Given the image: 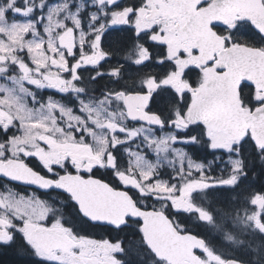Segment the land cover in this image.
Here are the masks:
<instances>
[{
  "label": "rangeland",
  "instance_id": "obj_1",
  "mask_svg": "<svg viewBox=\"0 0 264 264\" xmlns=\"http://www.w3.org/2000/svg\"><path fill=\"white\" fill-rule=\"evenodd\" d=\"M83 2L45 0L41 8L36 0H3L0 3V128L7 133L6 139L0 141V156L32 157L40 165L64 169L65 162H81L83 154L103 159L110 142L125 143L123 183L141 195L156 196L163 206L176 199L178 206L184 207V212L207 223L221 240L208 249V253L211 252L207 258L209 264H223L227 257L239 251L247 255L251 250L253 261L264 264V252H259L264 242L255 235L258 234L256 217L263 219L264 216V191H253L251 180L254 176L244 170L240 146L245 135L232 136L218 121L212 122L213 125L202 122L199 138L177 135L186 131L185 121L186 124L192 123L186 117L202 98L211 76L222 72V58L228 53L250 48L235 38L247 33L248 23L237 16L222 25L226 34L219 37L217 49L212 51L200 31L187 26L192 31L187 40L181 27L177 28L179 21L177 18L175 21L174 14L159 12L160 4H169L168 0H138L133 5L135 13L131 20L125 15L126 6L119 10L115 7L117 0H91L87 9ZM15 3L23 8H12L18 14L19 23H14V18L6 14ZM110 9L112 11H108ZM39 15L40 29L37 24ZM118 15H125L124 25L134 26L138 36L149 31L150 40L166 47L165 57L156 61L170 62L173 69L164 72L162 78L155 74L142 78L141 84L145 89L156 84L170 87L177 100L185 101L182 107L187 106L186 109L180 111L176 105L168 112V117L174 120L172 129L156 132L145 125L128 126L120 107V96L82 90V82L96 79L98 73L86 69L83 71L86 74L81 77L79 72L85 68L97 69L107 60L108 55L98 41L107 27L117 25ZM193 39H198L196 45ZM143 46L137 43L129 54L132 56L130 60L138 67L145 66L151 59ZM193 53L195 55L191 56ZM193 67L202 72V81L195 89L184 80V72ZM110 74L117 76L115 72ZM136 82L139 83L138 78ZM37 89L58 91L59 100L47 96L33 104L29 98ZM62 95L73 99L75 106L69 105ZM186 143L216 151V160L210 159L206 163L193 160L185 152L183 144ZM258 160L260 163V153ZM213 167L215 176L208 172ZM248 167L251 169L250 165ZM166 168L178 177L173 178L176 184L168 183ZM213 177L219 185L235 187L239 191L236 200L225 205L214 203L207 188L210 181H215ZM259 199H263L261 206L257 203ZM52 210L51 202L33 190L23 192L12 187L9 191H1L0 244L10 241L13 229L20 231L29 241L28 235L35 227L46 223L54 228L66 227L60 218L45 221ZM28 243L39 257L82 264L71 255L78 251L75 247L64 246L47 255L33 242ZM130 249L136 254L139 252L133 246ZM115 251L127 256L121 247ZM109 252L112 255L113 251ZM115 264H120L119 260Z\"/></svg>",
  "mask_w": 264,
  "mask_h": 264
},
{
  "label": "water",
  "instance_id": "obj_2",
  "mask_svg": "<svg viewBox=\"0 0 264 264\" xmlns=\"http://www.w3.org/2000/svg\"><path fill=\"white\" fill-rule=\"evenodd\" d=\"M237 16L264 38L261 0H213L199 15L196 30L200 31L207 46L216 51L219 37L213 26L225 25ZM123 20L120 19L119 23L122 24ZM220 67L222 72L211 76L202 98L193 106L187 119L192 123L218 121L234 137L249 131L253 143L264 150V51L250 47L228 53L222 58ZM239 83L253 86L258 100L263 103L253 109L243 107L238 93ZM122 96L131 121L162 126L160 116L147 111L149 93ZM0 178L40 192L54 190L64 193L76 205L78 213L91 223L119 228L128 219L139 221L146 246L157 259L167 264L201 262L194 250L204 251L203 239L178 232L163 211L140 208L126 191L113 189L104 181L71 173L57 178L45 177L18 158L0 159ZM57 233L60 232L35 228L29 233V239L44 253H50L59 249L62 242ZM224 264L246 263L230 258Z\"/></svg>",
  "mask_w": 264,
  "mask_h": 264
},
{
  "label": "flooded vegetation",
  "instance_id": "obj_3",
  "mask_svg": "<svg viewBox=\"0 0 264 264\" xmlns=\"http://www.w3.org/2000/svg\"><path fill=\"white\" fill-rule=\"evenodd\" d=\"M2 1L3 0H0V3ZM13 1H15V0H13ZM44 1L45 0H36V3L41 8V7H43V2ZM70 1L74 2L75 0H70ZM117 1H118L117 5L115 7L119 10V9H123V7L126 6L125 8H127V9H126L125 15H127V16L129 15V19L131 20L132 16L135 13V10L133 9L134 6L129 4V3L137 2L138 0H117ZM168 1H169V4H167V3H165V5L164 4H160L159 12L161 13V11H162V12H164L165 15L166 14H174L175 21H176V18L179 21V23H177V28L181 27V31H182V33L184 35V38L189 40V35H190V33L192 31H190L187 26H189L191 29L197 31L196 27L198 26V17H199V15L201 14V12L213 0H168ZM89 2H91V0H84V2H83V5H84V7L86 9H87V6H88ZM165 2H167V1H165ZM262 2L264 4V1H262ZM17 6L22 8L21 5H18L17 3H15V4H12V6H10L6 10V14L9 15V16H12L14 18V23H19L17 21L19 19L18 18V14H16L14 9H12L13 7H17ZM22 10H23V8H22ZM22 10H21V14H22ZM41 11L43 12V10H41ZM108 11H112V9H110ZM120 14H122V13H120ZM125 15H118L117 16V20H116L117 25L115 27H110V28L107 27V29H105L101 33L102 36L100 37L98 43H99L101 49L104 50V52H106L105 46H107V45L109 46V44H108V39H109V35H110L109 32L117 30L118 33H120V32H123V29L126 27L124 25V23L126 21L125 20ZM40 17L41 16L39 15V17L37 19V24H39L38 25L39 29L41 28ZM122 18L124 20H123V23L120 24L119 20L122 19ZM32 19L34 20V18H32ZM128 27H133L134 28V26H132V25H129ZM214 29H216V27H214ZM141 36H143V37L146 36L150 40L149 31L143 33ZM193 42L196 45L198 43V39H196V41L193 39ZM144 50H145V47H144ZM23 52H26V50H23ZM145 52H146V50H145ZM100 54L101 53H99V55ZM147 55L149 56L148 53H147ZM193 55H195V54L194 53L191 54V56H193ZM95 64H97V60L95 61ZM105 75H107V74H105ZM141 91H143L144 93L148 92L151 95L147 111L151 112V113L158 114L160 116V118L162 119V121H163L162 126H158V125L149 126L146 123L133 122V121H131L128 118V116L126 114L125 107L123 105V96H122V94L140 93ZM141 91H134V90L125 91V90H120V89L117 90L116 89V90H107V91H104V93L107 94V95H110V96H116V97L120 96V98H121L120 107L125 113L126 123H127L128 126L145 125V126H148L150 128H153L156 132H160V130L166 131L168 129H172L174 120L171 119L170 116L168 117V112H170V109H171L172 106L171 107H167L166 109H161V111L159 110L160 112H158L156 107L153 106V100H155L156 103L159 102L155 98L156 92H157L156 85L152 86L150 89H143ZM33 94H34V96L32 98L34 100L32 98H29L30 100L33 101V104H37L38 102L44 100L45 97H47V96H51V97H53L55 99H58L59 96H60L58 91L48 90V89H37V90L33 91ZM35 98H36V100H35ZM182 101H184V100H177V103H176V105H177V107H178V109L180 111H182L184 108L186 109V107H187V106L186 107H182L183 105L182 106L180 105V103ZM174 108H175V106H174ZM186 119H187V117H186ZM184 123H182V124H184V126H187L186 131H188V129L190 130L191 126H194V125L198 126L196 129H193V130L196 131V132H194V134H192L193 136H197L198 137V134H199L200 130H203L202 122H200V123H191V124L187 123L186 124V121H185ZM204 123H206V122H204ZM207 124H212V122H207ZM186 131H184L183 133L178 132L177 135L178 136L186 135ZM124 145H125V143L120 144V143H115V142L112 143V142H110L108 144V147L106 148L105 155H104L103 159L83 154V155H81V159H82L81 162H79V160H78L79 163L77 162V163L69 164L68 162H65L64 165L66 167H64V169H62L60 167H56V166H50L48 164L40 165L39 162H37V161L35 162L34 161L35 164L38 166V168L35 169L34 167H32V165H30L26 161V158H22V159L25 160L26 164H28L35 171L39 172L41 175H43L45 177L57 178L59 175H61L63 173H66V172H69L71 174H77V175H80V176H82L84 178L93 177V178L99 179L101 181H104L105 183L109 184L113 189L126 191L131 196V198L135 201V204L137 206H139L140 208L160 210V211L165 212V214L172 220V223H173V225L175 226V228L177 229L178 232H180V233H190V234H193V235L197 236L198 238H201V239L204 240V242H205L204 251L202 252V251L194 250V253L200 257V260H201L200 264H209V262L207 261V258L209 257V254H211V252L208 253V249H211L212 246L206 243L207 241L205 240V238L203 236L201 237V236L195 234L196 232H198L197 231L198 227L195 228V226L199 225L200 226L199 229H202L203 227L204 228L206 227L208 230H205V232H208L207 238L210 241L213 238V231H212L211 227L207 223H205L203 221H185V220H188V218H187L188 215H190V216H192V215L187 213V212H184V209H183L184 207L181 208L180 206H178V201L176 199H173V201H167L168 203H165L164 206H163V205H161V204H163L162 202L156 200V196L141 195L135 188L125 185L123 183L124 175H123V172H122L123 171L122 170L123 167L126 166V154L124 153V149H123ZM189 145L194 146V148L196 150L200 151V152L207 151L209 153L208 160H210V159H211L210 161L216 160V156H217L216 151H210L208 149V147L198 146L195 143L183 144V147L185 149L186 154L189 155L190 158H192L193 160H199V161H202V162H205V163L208 161V160L207 161H203L202 159H196L193 156V154H191L188 151V146ZM249 150H250V148H249ZM0 158L2 160H6L7 159V158H4L3 156H0ZM217 164H219V163H217ZM164 171H165V176L168 177L167 178L168 183L171 184V185L176 184V182H175L176 179H173V178H178V177L175 176V175H172V172L168 168H166ZM208 172H209V174L214 175V176L216 174V172L214 171V167L211 169V171H208ZM213 179L215 180L216 178L213 177ZM248 182H249V180L246 183H248ZM12 187H13L12 183L0 179V192L1 191H9L10 188H12ZM207 188H208V190H210V191H208V196H209V198H212V201L214 203H218L217 199H220L222 194H223L220 191L221 188H224V193L228 194V196L230 195V199L232 201L236 200V196L233 195V193L236 192L235 187H231L230 185L229 186L219 185V182L215 180V181H210V184L207 186ZM23 189L26 190V191L27 190H33L34 192H36L38 194L40 193L39 191H36V190H34L32 188H28V187H23ZM237 189L240 190V188H237ZM41 193H44V194H48V193L64 194V193L57 192V191H54V190H50L49 192H41ZM64 195H66V194H64ZM40 197H42V196L40 195ZM42 198H44V197H42ZM44 199H46V198H44ZM70 200H71V198H70ZM262 200L263 199H259L258 200L257 203L259 204V206H261ZM75 207H76V205H75ZM76 211H77V207H76ZM77 213H78V211H77ZM52 215H53V213H52ZM79 216L81 217L80 220H82V221H74V224L77 226L78 230H82V231H76V229L72 230L70 227H67V226L64 227V228L63 227L54 228V227H50L48 223H46L44 225H41V226H38V227H35V228H47L49 230H55L56 232H60V233H57V235L59 236L60 241H62L61 244H60L59 249L64 247V246L75 247L76 250H78V251H76L75 254L72 253L71 255L77 261H81L82 264H87V263L90 264L92 262H94V263L96 262V263H99V264H109V262H111V263L115 264V262L118 261V260H119L120 264H124L125 261L123 262V259L125 258V256L117 254V252L115 251L116 249H119L121 247V244L118 241H114L115 239H111L112 237L108 238V237H104L103 234H101V235H98V234L99 233H106L107 234L106 231L103 232L104 231L103 229H105L107 227L110 228V230H108V231H111L112 234H116L115 231H119L121 229H125V227H126V230H125L126 232H129L131 230H136V229H139L140 232H141V228H140L141 223L139 221H137V220H129L128 219L122 227L115 228V227H112V226H109V225H105V224L91 223L90 221H88L85 218H83L80 214H79ZM53 217H54V215H53ZM53 217L51 216V213H49L48 214V218L45 221H53L52 220ZM193 219H194V217H193ZM68 220L72 221L71 219H68ZM78 222H79V224H78ZM131 222H135L138 225V227L137 226H128V225H131L130 224ZM255 225H256V228L258 230V234H255L258 237L257 239L260 242H264V240L262 239L263 235H264V221H263V219H261L260 217H256ZM92 226H94V230L97 233L95 236H93L92 233L90 232ZM87 228H90V230L87 229ZM99 230H101V232H99ZM194 230H195V232L193 233ZM85 231H87V234L85 233ZM141 234H142V232H141ZM11 237H12V235L10 236L9 239H11ZM117 237L120 238L119 235H117ZM251 237L254 238L253 234L251 235ZM120 239L122 240V238H120ZM142 239H143V235H142ZM212 241H214V240H212ZM27 242H29V241H27ZM252 242L256 243V241L253 240V239H252ZM77 248H79V249H77ZM262 248L263 249H260L261 251H259V252H264V246ZM59 249H57V250H59ZM57 250L51 251L50 253H53V252H55ZM73 250H74V248H73ZM110 250L113 251L115 256L113 255V253H112V255H110V252H109ZM247 251H250V250L248 249ZM251 251L245 257V258L248 257L247 258L248 259L247 262L250 261L249 263H246V264H260V262H258V261H255L257 263H251V262H253V259H252L253 255H252ZM41 252H43V251L41 250ZM259 252H257V254ZM50 253H44V254L48 255ZM236 254L237 253H235V255H232L231 257H227L226 260L229 259V258L235 259V260H239V259L236 258ZM39 258L42 259V260H46L48 262L54 263V264H67V263L56 261V260H50L48 258L47 259L43 258V257H39ZM160 261H162V260H160ZM162 262H164V261H162ZM224 262H223V264H224ZM164 263H166V262H164Z\"/></svg>",
  "mask_w": 264,
  "mask_h": 264
},
{
  "label": "trees",
  "instance_id": "obj_4",
  "mask_svg": "<svg viewBox=\"0 0 264 264\" xmlns=\"http://www.w3.org/2000/svg\"><path fill=\"white\" fill-rule=\"evenodd\" d=\"M264 1V0H263ZM131 5H135L136 2L129 3ZM247 26V33L243 35V37H235L241 43L248 45L250 47L256 48H264V38L259 35L249 24ZM215 31L220 35L224 36L226 34V29L221 26H216ZM108 44L109 46H105V50L108 54L107 60L101 63L97 69H89L85 68L79 73L81 77H84L83 72L89 70L91 73H98V77L94 80H86L82 82V90L84 91H107V90H125V91H141L144 89V86L141 84V80L146 78L147 76H151L155 74L158 78H162L164 76V72L168 70H172V64L167 61H163L161 63H157V59L165 57V46L160 45L154 41L148 39V37L138 36L135 28L133 27H125L123 32L118 33L117 30L109 32ZM102 36V34H101ZM104 36V35H103ZM137 43H142L145 47L146 52L150 56L149 63H147L143 67H138L134 64L129 56L132 49H135ZM165 70V71H164ZM110 72H115L117 76L110 74ZM107 74V75H105ZM141 77V79H140ZM202 72L199 68L193 67L189 68L184 72V80L186 79L191 88H196L202 81ZM138 78L139 83L136 82ZM143 78V79H142ZM91 85H88V82ZM238 92L242 104L249 108H254L258 106L261 102L256 97V92L251 85L240 83L238 86ZM62 98L67 101V103L71 106H75V101L71 99L68 95H62ZM155 98L159 101L158 103L153 100V106L156 107L157 111L160 112L161 109H166L167 107H174L177 103V96L173 90H170V87L161 86L159 90L156 92ZM186 100V98L184 97ZM185 101H182L180 105L182 106ZM186 106V104H185ZM160 110V111H159ZM198 126H191L190 130L186 131L187 136H191L196 132L193 129H196ZM7 133H3L0 128V141L6 139ZM250 148V150H249ZM188 151L193 154L196 159H202L203 161H207L209 157V153L207 151L200 152L194 148V146L189 145ZM240 152L242 153L241 157L244 160V170L250 172L254 176V180H251L253 191H264V151L258 149L255 144L251 141L249 134H247L240 146ZM261 155V160L259 163L258 154ZM26 161L32 165L35 169L38 166L35 164L36 160L32 157L26 158ZM35 161V162H34ZM247 165H250L247 168ZM249 173V174H250ZM15 189L20 191H26L19 186H15ZM220 191L223 193L220 199H217L218 205H225L228 201L232 202L230 199V195L224 193V188H221ZM42 197L48 199L51 202V207L53 208L51 212V216L53 218H60L62 224L67 227H70L72 230H78L77 226L74 224V221H82L81 217L76 211L75 205L71 202L70 198L67 195L60 193H39ZM239 194V191L233 193L234 196ZM232 196V195H231ZM229 202V203H230ZM53 213V215H52ZM188 220L185 221H197L193 219L192 216H187ZM71 219L72 221H69ZM264 221V216H263ZM79 224V222H78ZM131 225L128 226H137L135 222H131ZM87 226V225H86ZM127 226V227H128ZM88 227V226H87ZM198 227V228H197ZM197 231L195 234L199 236H203L206 243L213 246L214 244H218L221 240L218 239L217 234L213 232V238L211 241L207 238L208 230L206 227L199 229L200 226L196 225ZM90 230V228H87ZM103 232L98 235L103 234L104 237H108L111 239H115L114 241H118L121 244V248L127 252V256L123 259L124 264H166L154 257V255L149 251L147 246L145 245L142 234L139 229L131 230L126 232L125 229H121L119 231H115L116 234H112L110 228L103 229ZM196 230V229H195ZM193 231V233L195 232ZM90 232L93 236L97 233L94 230V226L91 227ZM101 232V230H99ZM87 234V231H85ZM12 237L8 243L0 244V264H54L48 262L46 260H42L37 256V254L33 251L30 244L25 240L23 234L20 231L12 230ZM117 235L122 238L117 237ZM261 235V234H260ZM264 240V235L263 238ZM214 240V241H212ZM133 244V245H132ZM136 248L139 252L136 254L134 251L130 249V247ZM135 250V249H134ZM234 257V256H233ZM245 252L239 251L236 254V258L239 261L244 263H249L248 257L245 258ZM251 263H257L255 261Z\"/></svg>",
  "mask_w": 264,
  "mask_h": 264
}]
</instances>
